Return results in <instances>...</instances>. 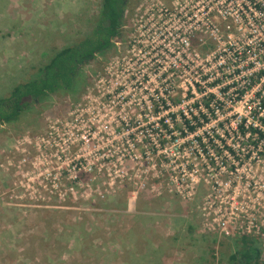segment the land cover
<instances>
[{
  "label": "rangeland",
  "instance_id": "1",
  "mask_svg": "<svg viewBox=\"0 0 264 264\" xmlns=\"http://www.w3.org/2000/svg\"><path fill=\"white\" fill-rule=\"evenodd\" d=\"M100 6L0 0V96L87 35ZM219 6L128 0L72 90L0 125V264H231L245 236L264 261V138L236 127L254 99L249 85L238 100L233 54L216 61L248 35Z\"/></svg>",
  "mask_w": 264,
  "mask_h": 264
},
{
  "label": "trees",
  "instance_id": "2",
  "mask_svg": "<svg viewBox=\"0 0 264 264\" xmlns=\"http://www.w3.org/2000/svg\"><path fill=\"white\" fill-rule=\"evenodd\" d=\"M128 0H101V6L90 32L77 42L58 50L40 67L34 77L22 82L6 96H0V125L16 121L19 116L43 101L48 95L62 90H72L77 84L82 67L113 45L120 35ZM210 97H214L209 94ZM203 107L209 108V103ZM196 109L201 113L197 105ZM204 117L205 115L202 114ZM195 119H199L194 116ZM189 132L195 131L191 121L183 116ZM238 127L243 128L242 125ZM258 132L259 139L264 132ZM245 132L243 131V134ZM231 264H264L261 251L245 236L241 246L230 256Z\"/></svg>",
  "mask_w": 264,
  "mask_h": 264
},
{
  "label": "built area",
  "instance_id": "3",
  "mask_svg": "<svg viewBox=\"0 0 264 264\" xmlns=\"http://www.w3.org/2000/svg\"><path fill=\"white\" fill-rule=\"evenodd\" d=\"M219 5L220 14H222L223 17L227 15V17L232 19L235 25L238 26V31L244 30L248 35L247 40H227L225 45L228 47L223 49V53L219 54L216 60L217 63L221 65L225 63L226 59L231 57L230 53L233 54V68H231V66L230 68L232 72L236 71V74L232 76V78L230 77L232 79V84L238 82L239 76L245 75L246 78L244 81H247L248 84L243 87L244 93L238 100L242 101L246 96L248 86L250 85L251 87L250 98L254 99V101L250 104L249 110H246L243 118L241 117V113L237 115L236 127L242 125V130L248 129L253 132L254 129L264 132L261 130L262 126L259 123L251 121L250 119V117L253 118L256 116L259 111L258 115L262 118L257 117V120L260 119L261 123H264V0H219ZM224 5L227 7H224ZM182 43L186 47L189 46V42L186 39H182ZM229 47L233 49V53ZM249 76H256L254 84H250ZM203 84L204 83H202V85ZM210 85V89L204 90L202 96L205 95L204 97H206L207 100H214L218 95L215 90L221 91V83ZM229 89L231 88L229 87ZM258 91H260L259 94ZM209 94H212L214 97H210ZM154 97L158 102H161L158 94ZM199 107L201 111L204 109L202 105ZM205 109L208 110L206 107ZM256 109L257 112H255ZM254 134L258 135V132Z\"/></svg>",
  "mask_w": 264,
  "mask_h": 264
}]
</instances>
